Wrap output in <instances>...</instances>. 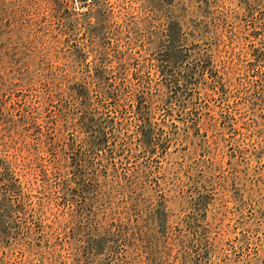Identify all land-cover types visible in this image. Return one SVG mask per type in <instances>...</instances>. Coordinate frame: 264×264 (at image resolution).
Here are the masks:
<instances>
[{"label":"rangeland","instance_id":"1","mask_svg":"<svg viewBox=\"0 0 264 264\" xmlns=\"http://www.w3.org/2000/svg\"><path fill=\"white\" fill-rule=\"evenodd\" d=\"M0 264H264V0H0Z\"/></svg>","mask_w":264,"mask_h":264},{"label":"built area","instance_id":"2","mask_svg":"<svg viewBox=\"0 0 264 264\" xmlns=\"http://www.w3.org/2000/svg\"><path fill=\"white\" fill-rule=\"evenodd\" d=\"M82 4L84 5V8H86V2L84 1V2H82Z\"/></svg>","mask_w":264,"mask_h":264}]
</instances>
